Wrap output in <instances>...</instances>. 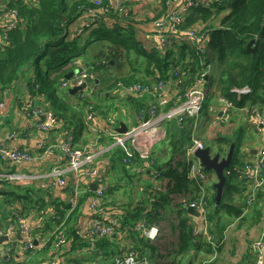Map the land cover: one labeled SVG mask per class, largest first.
<instances>
[{"label": "trees", "instance_id": "1", "mask_svg": "<svg viewBox=\"0 0 264 264\" xmlns=\"http://www.w3.org/2000/svg\"><path fill=\"white\" fill-rule=\"evenodd\" d=\"M193 1L195 4L185 15L181 26L196 28L202 39L197 42L183 34L180 37L168 35L171 47L165 50L159 49L156 44L147 47L142 44L135 32L139 26L143 30L142 22L133 18L132 10L127 13L118 9L114 10L113 7L107 5V0H103L98 6L93 3V0H71L70 3L67 0H36L35 3L33 1L8 2L9 9L17 10L21 25L5 31L4 41L0 38V86L2 89L12 86L20 80L25 68L33 66L34 76H29L28 79L29 91L32 94L36 92L45 94L47 88L53 84L52 79L57 78L59 82L65 75L59 71L78 54L77 44H80L79 42L88 45L104 40L111 44L110 58L116 57L115 52H122V50L127 52L130 45L133 46L141 57L140 66L134 70H138L141 74L138 77L135 75L136 79L130 76L133 81L124 78L125 75L109 79L108 84L103 79L102 86L92 80L86 93L83 89L72 95L76 99V102L72 104H65V102L56 104L55 95H46L51 101V109H48L56 117V123L52 129L57 124H63L68 128L66 136L70 134L69 142L73 146H80L76 144V136H79L78 133H82L84 128L86 130L85 119L88 116L108 118L116 116L118 104L114 100L110 103L98 101L97 91L102 93L103 90L111 89L110 92L119 90L117 82L152 84L164 77L165 73L167 74L168 70L175 66L185 74L180 84L182 94L183 90L191 85L196 73L203 68L202 64L217 62L216 65L213 64L219 70L217 80L210 78L209 75L205 78L209 89L215 83L218 91L216 95L230 100L235 108L244 110L245 114L255 107L260 111L258 104L264 102V0ZM161 3V8L155 10V17L168 8L166 0H161ZM82 13L91 18L86 25L95 23V26H91L83 41H79L78 37L68 39V25ZM216 18H219V22L209 23ZM148 22L147 20L145 23ZM4 27H0V35ZM253 38L259 40L254 52L246 49L247 42ZM205 50L207 57L201 60L199 51L205 52ZM116 58L119 59V56ZM43 66L46 71L42 73ZM51 67L58 68L55 70L58 77L50 78L48 70ZM109 67V62L103 60L92 65L91 70L105 72ZM93 86L97 88L94 93L95 99L90 97L91 91L94 90ZM244 86H249L251 93L237 97L232 88ZM81 93L84 95L82 96ZM147 97L146 95L136 97L135 94L130 93L122 98L133 103L130 109H136V117L137 113L146 109L148 100L151 101V98ZM122 98H116V101ZM204 106L207 105L204 103L202 109ZM167 108L168 105L163 107V110ZM250 116L253 120L251 113ZM192 121H194L192 117H185L180 125H177L173 119L164 122L165 136L153 146L145 159L132 147H129L128 153L116 146L104 154L117 153L116 160H120L117 162L122 169L118 170L114 164L115 160L112 162L111 168L114 170L115 179L112 185L107 184V193L103 199L107 197L109 200L102 205V213H104L102 221L112 223L116 234L109 237H98L92 245L88 239L81 236L85 230L80 224L81 217L85 216L83 207L94 195L84 178L80 182V186L85 188L84 192L79 196L77 205L71 210H69L71 204L68 197L64 200L54 192V189L39 188L37 180L33 185H15L12 181L0 180L1 206L6 205V208L10 209L5 214H2L3 211L0 209L1 225L14 223L19 217L26 221L32 215H37L45 220L38 228L40 229L39 234L47 235L61 223L59 231L65 236V242L58 250L51 248L53 236H46L41 241L38 240L32 248L23 252L19 253V249L16 250L17 247L7 250L4 254L7 253L8 261L2 262L5 264H41L54 259L56 264H61L62 261L65 263L69 261V264H114V259H121L130 249L135 250L138 257L146 256L152 264H194L198 253L213 255L212 259L199 258L197 264H216L214 253L220 250L227 224L230 222L223 220L220 213L223 212L231 220L236 219L237 227L245 225L246 229L253 224H258L263 216L264 189L256 188L251 196L249 184L240 179L234 171L232 162L234 152L230 166L224 170L226 180L218 208L216 212L208 211L206 208L204 215L201 216L203 219L200 220V228H195L192 215L186 211V205L180 202L177 204L180 207L176 211L178 226L176 239L165 253L161 254L159 251L161 247L158 249L133 229L141 216L146 217L149 223L164 220L175 196L188 193L190 198L187 203H189L199 195L200 182L190 174L193 160H188L184 156L180 160L175 157L176 151H179L184 143L192 142L189 135V124ZM237 130L243 132L244 128L240 127ZM224 142L230 144L228 137L224 138ZM194 158L196 160V157ZM121 159H124V162ZM235 160V164L239 163L238 158ZM147 164L149 166L145 169ZM133 167L135 169H132ZM147 170L151 171V181ZM203 171L212 172L204 169ZM119 173H123L130 181L132 180L130 173L139 177L142 186L137 196L140 198L135 200L132 197V183L128 184V189L123 192L124 198L118 193L119 183L123 177ZM71 177L72 174L68 173L64 176V188L70 193L75 183ZM157 181L160 182L159 188L151 192L153 184ZM211 187L213 188L212 193L206 195L205 198L206 206L215 204L216 188L213 184ZM247 198L249 201L253 200L248 203ZM96 216L100 214L96 213ZM1 217L5 220L4 222H1ZM92 217L89 213V218ZM204 230L206 234H203ZM8 242L17 245L16 243L20 241L12 236ZM19 244L21 245V242ZM63 256H65L64 260ZM250 256L253 259L252 254L248 255L249 258Z\"/></svg>", "mask_w": 264, "mask_h": 264}, {"label": "built area", "instance_id": "2", "mask_svg": "<svg viewBox=\"0 0 264 264\" xmlns=\"http://www.w3.org/2000/svg\"><path fill=\"white\" fill-rule=\"evenodd\" d=\"M27 2L29 0H15ZM10 2V1H8ZM8 2L4 5H0V19L8 18L9 22L6 23L2 35L0 38L4 41L6 39L5 31L21 25V19L15 8H8ZM103 0H93V3L98 6L101 5ZM168 8L165 12L161 13L158 17L153 18V30L157 35V47L159 49H167L171 47V41L168 35H174L180 37L182 34L193 38L199 42L202 36L198 34V31L194 27H182L181 22L184 20L185 15L189 12L190 8L195 4L193 0H166ZM107 5L112 7L111 0H107ZM170 5V6H169ZM116 8L120 11L127 13L131 8L124 6L121 0L117 1ZM178 42V41H177ZM203 51V50H201ZM201 60H205L207 57L205 52H200ZM201 70H199L191 85L185 88L180 93V84L185 78V74L179 71L177 66L172 67L168 70L165 76L158 79L152 84H141L137 82L125 84L117 82V88L126 93H135L137 96H148L151 98L146 109L137 113L138 121L127 127L126 131L118 132L116 130L109 131L105 129H94L95 139H99L103 136L108 137V141L104 144L96 146L95 142L84 143L82 145L73 146L70 144L71 136L68 134L65 139L56 144L48 143L43 148V153L48 154L56 150L61 151L65 156L66 160L61 165L54 167L48 173L31 174L23 171H0V180L12 181L15 185H33V183L40 179L42 180V188L48 189L54 185H64V176L72 174L74 177V185L70 196L68 198L71 207L73 209L77 205L79 196L84 192V187L80 186L82 178L85 179L87 186L89 182L94 181L97 183V188L92 190L94 195L87 201L88 209L92 214L90 224L81 234L82 237L88 239V242L92 245L93 241L98 237H109L115 235L116 232L112 223L103 222L102 217L104 216L102 205L109 199L103 196L107 193V182L104 179V173L101 172L95 162L97 159L111 151L114 147L118 146L128 153L129 147L138 151L142 158H147L150 154L154 144L160 141L165 136L164 122L167 120H175L177 125H180L185 117H192L194 120L199 116L202 106L205 102L208 90L204 87V80L208 76V72L211 69L210 63H204ZM82 69V68H81ZM167 76V78H166ZM93 75L89 71L82 69L74 73L69 79H67L62 85L69 87L81 85L83 82L86 83V89L89 88L92 81ZM232 91L239 97L241 94L247 95L251 93L249 86L241 88H232ZM218 102L221 105V115L225 116L229 109L232 107V102L218 95ZM166 110L163 107L167 106ZM2 107V102H0ZM147 113V119L144 121L143 118ZM250 113L253 116L254 126L256 130L264 128V116L261 115L255 108H252ZM27 114L32 117L36 126L43 130L51 129L56 123V117L52 111L48 108L37 105L31 106L27 110ZM93 116H88L90 119ZM14 135L11 133V136ZM7 138L0 135V157L11 160L16 163L24 161H30L36 159L32 153L27 151H20L16 147H9L6 142ZM191 144L186 148V155H193L195 149L204 148L203 142L194 137L192 134ZM255 154L250 156L248 159L241 160L239 163L234 165V171L246 184L248 183L251 188V196L254 194L256 188L264 189V143L255 149ZM124 162V159H123ZM192 177L200 182L199 188L200 193L196 199L187 203L186 200L180 199L179 202H183L186 207L191 206L201 214L204 215L206 211V195H207V182L210 178L208 173L203 171V167L198 163V167L193 164L190 169ZM159 181L155 182L152 186L151 192L154 189L159 188ZM90 188V187H89ZM176 198V196H175ZM248 203L249 201L247 198ZM186 202V203H185ZM99 213L100 216H96ZM264 223V213L262 216ZM61 223L56 225L47 235L39 234V238L44 239L46 236H53L51 239V248L58 250L60 246L65 242L64 233L59 231ZM140 235L152 244L159 242L160 235L163 236L162 227L156 222H147L146 217L141 216L137 220L134 228ZM14 234H21L22 239V250L25 251L34 246V238L32 233L26 224L25 220L21 217L14 223L0 224V236L7 235L8 240ZM203 234H206L204 230ZM209 237V236H207ZM7 240V241H8ZM6 251L13 249V244H7ZM53 250V251H56ZM5 250L0 253V262L8 261V255ZM137 251V250H136ZM138 252V251H137ZM250 255L252 254L253 259L251 264H264V233L250 242ZM163 254V253H161ZM5 264V263H0ZM45 264H56L54 259L47 260ZM114 264H152L146 256L138 257L135 250H128L127 253L121 259H114Z\"/></svg>", "mask_w": 264, "mask_h": 264}, {"label": "crops", "instance_id": "3", "mask_svg": "<svg viewBox=\"0 0 264 264\" xmlns=\"http://www.w3.org/2000/svg\"><path fill=\"white\" fill-rule=\"evenodd\" d=\"M8 1L11 2L15 0H1L0 5H4V3ZM29 1H33L34 3L36 2V0H29ZM117 1L118 0H111V4L114 10L117 9L116 8ZM121 1L124 4V6H128L131 8L132 13H133V18L139 22H142L143 30L139 26L138 29L135 30L136 36L139 37V39L142 41V44H144L146 47L154 46L157 43V35L155 31L153 30L152 21L156 15L155 10L161 8L162 6L161 0H121ZM70 2L71 0L68 1V3ZM90 19L91 18H89L86 14H83V13L80 14V16H77L76 18H74V20H72V22L68 25V28H67L68 39L70 38L73 39V37H76V38L78 37L79 41H83L86 38L84 36L88 34L91 26L92 27L95 26V23L91 25L90 24L86 25V23L90 22ZM147 20L149 22L146 24L145 22ZM8 22H9L8 18L0 19V27L5 26L6 23ZM79 43L80 44H77V48L79 49L78 54H76L69 63H67L65 66H63L60 69L59 71L60 73L66 74L73 69L82 68L89 72H92V75L94 78L93 80H95L96 84L98 82L101 86H102L101 82L103 79L106 81L105 83L108 84V80L110 78H116V76H121L118 74L116 75L114 73V69L118 67V60H119L116 57L117 56L120 57L121 51L115 52L116 57L110 58L112 52H111V44L108 41L103 40V41H98V42H92L91 44H88V45L82 44L81 42ZM177 43H181V42L178 41ZM130 49H134L133 46L130 45ZM140 59L141 57L134 50L132 59L129 61L128 72L127 74H125L124 78L132 80V78L136 79V77L140 76L139 74L141 73H138V70H134L140 66L139 64ZM103 60L108 61L110 65V67L107 68L105 72L98 71V70H95V71L91 70L92 65H95L98 62H102ZM43 69H45V67ZM109 69L113 71V74L106 73V72H110ZM24 70L25 71L20 77V80L18 82L4 89H2L0 86V102H2V107L0 106V135L2 137L7 138L6 142L9 147H16L20 151L30 152L34 156H36V159L30 160V161H24L21 163H16L11 160H7V159L0 157V171H23V172L31 173V174L48 173L54 167L64 163V161L66 160L65 159L66 156L61 151H58V150L52 153L44 154L43 148L48 143L56 144V143L62 142L66 137L68 128L63 126V124H57L53 129L51 128L49 130H43L36 126L35 120L27 114L28 108L31 106H37V105H42L46 108H50L51 101L48 100V98L46 97L44 93H38V92H36L35 94L30 93L29 88H28V79H29V76L31 77L34 76L33 66L25 68ZM53 77H55V75H52L50 78H53ZM93 89L95 93L97 88L93 86ZM119 90H117V92L116 90L114 92H110L111 89L109 91L103 90L102 93L98 91L96 92L98 101L102 103H110L112 100H114V102L118 104L116 116H113V118H108L106 116H103V117L95 116L90 119L86 118L85 122H86L87 127H86V130L84 128V131L82 133L81 132L78 133L79 136H76L77 145H82L84 143H89V142H95L96 146H99L101 144L106 143L109 139L106 136H103L99 139H95L94 129H98V130L105 129V130L113 131V130H116L120 126L121 123L126 124V126L128 127L138 121L137 117H135L136 109L134 108L133 110L130 109V106L133 105V103H129L127 100H124L122 98L124 97V95L130 94V93H126L125 91H121V90L119 92ZM135 96L137 97V95ZM69 98H72V102H76V99L74 97H69ZM116 98H122V100L117 99L116 101ZM66 101L67 103H70V101L68 100ZM148 103H149V100H148ZM148 103L146 104V106L148 105ZM258 105L260 107V111L257 107H255V109L261 115L264 116V102L259 103ZM231 108H232L231 113L236 115L235 118H232L234 119V122L233 121L225 122V121H221L219 117L215 115L214 104H208L207 106H204V108L201 110L197 119H195L189 124V135L192 138V134H193V136L198 139H200V137H204L205 144H206L205 147H209L212 153H216L215 149H211V147L208 146V143L212 142L211 144L217 146L219 149L217 153L222 154L224 152L223 147L225 146L223 143L224 138L228 137L229 135L228 133H230L234 128H236V126H237L236 130H234L233 132H238L237 129H239L240 127H243L244 131L241 133L247 132L249 133V135H252V136H254L253 133H257L260 135V138H259L260 142L255 143L256 146H250L248 153L245 152V156L246 155L247 156L244 159H248L250 156H253L256 153V152L252 153L251 151L253 149L254 150L257 149V147H259L261 144L264 143V128H262L261 130H256L254 126L255 122L254 120H252L250 115L245 114L239 108H235L233 104ZM129 110L133 111L134 116L132 119L129 117L125 119L124 116ZM250 126H254L253 127L255 130L254 132H252L253 129H251ZM205 127H208L207 131L203 130ZM210 128H212L214 132L209 133V131L211 130ZM11 133H13L14 135L11 136ZM190 144H191V141L190 143L186 142L183 144V146L180 148L179 151H176L175 157L178 160L183 159L182 157L184 156L188 160L192 159L194 163L195 161L194 156L192 155L191 157H188L186 155V148ZM117 156H118L117 153L100 156L97 159V162L95 163L97 168L101 172L104 173L105 175L104 179L106 180L107 184H110V185H112V182H114V179H115L114 170L111 168L112 162H114L115 160L116 162L114 164L116 165L118 170L120 171L122 170L121 166L119 165V162H117L120 160H116ZM121 161L123 162V159H121ZM196 162H198L197 158H196ZM148 166L149 165L147 164L145 169ZM132 169H135V167H133ZM136 171H138V169ZM147 171L150 174V181H151V171L150 172L149 170ZM209 173L210 174H208V176L210 178V183L207 186V190H208L207 195H210L212 193L213 188L211 187V185L213 184L214 186L217 181L216 175H214L212 172H209ZM119 174L120 176H123V177H121L122 179L119 183L120 187H118L119 189L118 193L122 196L123 192L128 189V184L132 183L133 184L132 197L136 200L138 190H141V186H142L141 180H139L138 176H134L132 173L129 174L132 176L131 181L123 173H119ZM71 179L74 180V177L72 176ZM36 183L38 184L37 186H39V188L42 187V180L38 179ZM64 186L65 184L61 186L54 185L53 187H51V189H54L55 190L54 192H56V194H58L64 200H66L67 197L69 198L70 192L69 190L67 191L64 188ZM177 196H179L180 199H184L186 201L190 198V195L188 193L179 194ZM177 196L176 198L174 197L172 201L180 203L179 198ZM122 197L124 198V196ZM179 207H180L179 205L174 206L171 202L169 212L166 218L164 219L165 220L164 222L168 223V226L170 229V232L167 231L168 236L175 237V239H176V234L178 232L176 211L179 209ZM8 208H6V205H4V207L1 206V201H0V209H2L3 211L2 214H5L8 210H10ZM214 209H215V204L212 206H207L208 211L214 212ZM83 212L85 216L81 217L80 224L83 225L82 227L86 229V227L89 226L90 221L92 219V218L91 219L89 218V213L91 214V212L88 209L87 203L83 207ZM220 215L223 220L230 221V222L227 224L228 227L225 231L223 244L220 250L214 253V256H216L215 257L216 264H251L252 258L251 256L250 258L248 257V255H250L249 253L250 243H247L246 245L243 244V247H240L238 244V239H237V235H240L241 232H244V231L247 232L248 229L245 228L246 227L245 225H242L241 227H237L238 224H237V221H235L236 219L231 220L223 212H221ZM201 219L202 218H197L194 215H192V221L195 224L196 229L200 228ZM4 221L5 220L2 219L1 222H4ZM44 221H45L44 218H41L40 216H37V215H32L31 218H27L25 221L32 233V236L35 237L34 239H36L37 241L40 240V238L38 237L40 233L38 231H40V229L38 228L43 225ZM162 231H163V236H164V230ZM17 235H20L22 239L21 234H14L13 237L21 242V239H19ZM163 236L160 235L158 239L159 242L156 244H153L158 249L159 247H161L163 243ZM10 243L13 244V249L17 247L16 250L19 249L18 250L19 253L23 252L22 243L21 245L19 243H16L17 245H15L13 242L7 243V241H3L2 243H0L1 244L0 247L6 251L7 249L6 246L7 244H10ZM234 247L235 249H233ZM159 251L160 253H165V251H162L161 249H159ZM212 255L213 254L198 253L195 258L194 264H197L199 258L212 259ZM67 256L68 255H66V257ZM192 258L193 257H191V259ZM62 259L64 260L65 256H63ZM44 263L45 262L41 264H44ZM61 264H69V261H67L66 263L65 261L64 262L62 261Z\"/></svg>", "mask_w": 264, "mask_h": 264}, {"label": "rangeland", "instance_id": "4", "mask_svg": "<svg viewBox=\"0 0 264 264\" xmlns=\"http://www.w3.org/2000/svg\"><path fill=\"white\" fill-rule=\"evenodd\" d=\"M69 0H67L68 2ZM217 22H219V18H216V19H212V21H210L209 23L211 24H216ZM134 54V49H130L128 52H125L124 50H122V52L120 53V57H119V60H118V67H116L114 69V73L117 75H121V76H124L125 74H127L128 72V69H129V61L132 59V56ZM101 55V54H100ZM140 64V63H139ZM211 64V69L209 70L208 72V75L210 76V78H213L215 80H217V77L219 76V70L218 68H216L213 64H217V62H214L213 64ZM43 65V64H42ZM219 67V66H218ZM44 68V66H43ZM119 68V69H118ZM55 70H58V68H55L54 67H51L49 68V74H50V77L52 75H55L56 77H58L59 75L56 74V71ZM110 72H106V73H112L113 74V71H111V69H109ZM46 69H44L42 71L45 72ZM110 79H113V78H110ZM57 81V78L55 79H52L51 82L53 84H51L48 88H47V93H45V95L47 94H52V95H55L56 97V104H59V102H65L66 100L70 101V103L72 102V98H69V97H72L71 95H69L67 93V86H63L62 84H60L58 81ZM210 82V80H209ZM89 83H92V81H90ZM204 87L208 90V94L206 95V99H205V104L208 105V104H214V113L217 117H219V119L221 121H227V122H230V121H233L234 122V119L232 118H235V114L231 113V109H229V111L226 113L225 116H222L221 115V105L220 103L218 102V95H216V93L218 94V91H217V85H215V83L212 84V86H210V89L208 87V83L206 80H204ZM95 89V88H94ZM85 90V89H84ZM83 91V90H82ZM87 90L84 91V93H86ZM94 91V90H93ZM91 91V94H90V97L95 99L94 97V92ZM117 92V90H116ZM84 93H81V95L83 96ZM135 94V93H133ZM216 95V96H215ZM216 98V99H215ZM65 104H67V101L65 102ZM211 107V106H210ZM219 108V110H218ZM242 112H244V110H242ZM248 115H250V111L248 113H246ZM134 116V113L132 110H129L126 115L124 116L125 119H127L128 117L129 118H133ZM137 124V123H136ZM209 124V123H208ZM207 124V126H208ZM254 126H250L251 129H253L252 132H254ZM208 127H205L203 130H208L207 129ZM237 128V126H236ZM236 128H234L230 133H228V140H230V144H232L234 141V143H236V148L234 150V159L232 160L233 164L235 165V158H238L239 162L245 158V152L248 153L249 151V147L250 146H256L255 143H259V138H260V135L257 134V133H253L254 136L252 135H249V133L245 132V133H241V132H233L234 130H236ZM211 130L209 131V133L211 132H214V130L212 128H210ZM232 129V128H231ZM201 141L203 142V146L205 147L206 144H205V138L204 137H200ZM234 140V141H233ZM159 142V141H158ZM158 142H156L154 145H157ZM212 142H209L208 143V146L211 147V149H215L216 152H218V147L215 146V145H212L211 144ZM224 143V152L222 154H220V156L222 157H225L227 155V152L229 150V146L230 144H227L225 142ZM215 154V153H213ZM188 157H191V155H189ZM195 160V159H194ZM193 165L195 167H198V162H196V160L194 161ZM214 175L215 173L212 172ZM208 174H210L208 172ZM217 182V181H216ZM210 183V180L209 182H207V186L209 185ZM207 188V187H206ZM136 198H140L139 196H136ZM172 204L174 206H176L178 203L177 202H172ZM264 213V207H263V212L262 214ZM169 216V215H168ZM165 220L162 219V221L160 220L159 222H156L157 224H160V227H162V230H164V236H163V243L161 245V250L162 251H167L171 248L172 244L174 243L175 241V237H170L168 236L167 234V231L170 232V229H169V226H168V223L167 222H164ZM262 233H264V223L262 221V217L259 221L258 224H253L249 229L248 231H244V232H241L240 235H237V239H238V244L240 247H243V244H247V243H250L251 241H254L255 239L259 238ZM235 249V247L233 248ZM4 250L3 249H0V253H2Z\"/></svg>", "mask_w": 264, "mask_h": 264}, {"label": "water", "instance_id": "5", "mask_svg": "<svg viewBox=\"0 0 264 264\" xmlns=\"http://www.w3.org/2000/svg\"><path fill=\"white\" fill-rule=\"evenodd\" d=\"M1 1V0H0ZM254 43V46L252 47V44ZM259 40L256 38L250 39L247 44H246V49L251 50L254 52L257 49ZM81 68H76L68 73H66L63 78L60 80V84H63L67 79H69L74 73L81 71ZM86 88V83L83 82L81 85L78 86H73L67 88V92L70 93L71 95L75 94L77 91H81ZM147 119V113L145 114L143 120L145 121ZM127 126L124 123H121L120 126L116 129L118 132H124L126 131ZM236 146L235 143L233 142L229 146V150L227 152V155L225 157L220 156V153H215L213 154L210 151L209 147H204L202 149H195L193 151V156L198 159L199 164L203 167L205 171H212L215 173L217 177V182L215 183V188H216V194H215V209L214 212H216L218 205L221 201L222 197V191H223V185L226 180L224 170L225 168L230 166L231 159L233 156V152L235 150ZM252 153L255 152L253 149L251 151ZM89 187L91 190H95L97 188V183L94 181L89 182ZM186 211L190 213L191 215H194L197 218H201V213L194 209L193 207L189 206L186 208ZM19 239H21L20 235H17ZM8 236L7 235H1L0 236V243L3 241H7ZM34 243L37 244L38 241L35 239Z\"/></svg>", "mask_w": 264, "mask_h": 264}, {"label": "clouds", "instance_id": "6", "mask_svg": "<svg viewBox=\"0 0 264 264\" xmlns=\"http://www.w3.org/2000/svg\"><path fill=\"white\" fill-rule=\"evenodd\" d=\"M187 207H189V206H187ZM187 207H186V208H187ZM201 216H202V214H201ZM202 219H203V218H202Z\"/></svg>", "mask_w": 264, "mask_h": 264}]
</instances>
